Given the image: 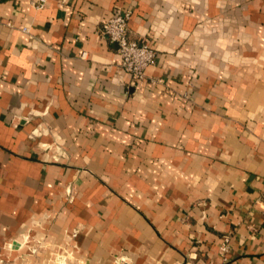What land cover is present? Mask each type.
<instances>
[{"label": "crops", "instance_id": "0c3cea01", "mask_svg": "<svg viewBox=\"0 0 264 264\" xmlns=\"http://www.w3.org/2000/svg\"><path fill=\"white\" fill-rule=\"evenodd\" d=\"M40 3L0 0V264H264V0Z\"/></svg>", "mask_w": 264, "mask_h": 264}, {"label": "built area", "instance_id": "2783aa9c", "mask_svg": "<svg viewBox=\"0 0 264 264\" xmlns=\"http://www.w3.org/2000/svg\"><path fill=\"white\" fill-rule=\"evenodd\" d=\"M46 0H41L40 7ZM131 11H119L109 17L102 25L101 35L118 45V52L122 59V67L129 74L133 83L147 78V70L156 62L157 52L147 41H139L130 36ZM25 31L28 28H24ZM20 244V243H19ZM18 245L17 241L10 243L11 247ZM19 246H22L20 244ZM225 264L228 263V245H222Z\"/></svg>", "mask_w": 264, "mask_h": 264}]
</instances>
